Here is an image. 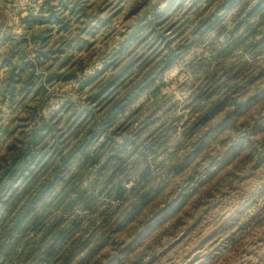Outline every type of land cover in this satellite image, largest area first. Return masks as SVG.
<instances>
[{"label": "clouds", "instance_id": "clouds-1", "mask_svg": "<svg viewBox=\"0 0 264 264\" xmlns=\"http://www.w3.org/2000/svg\"><path fill=\"white\" fill-rule=\"evenodd\" d=\"M66 2L0 0V166L20 149L36 150L35 169L19 175L3 201L12 206L0 220V264H90L98 253L103 264H264V0H237L230 9L222 7L225 0H200L196 7L185 0V19L207 18L165 32L166 40L129 63L104 90L111 89L104 103L118 99L116 108L75 146L74 125L104 106L83 107L95 77L49 80L55 60L19 67L37 55L34 43L22 49L25 40L38 41L40 33L69 58L78 54L63 44L64 25L74 26L73 40L80 35ZM122 53L102 72L122 63ZM33 72L49 81L35 109L24 104L25 98L36 103L27 97L40 81ZM26 80L28 88L18 93ZM24 111L30 115L21 123ZM202 113L207 124L186 133ZM121 117L123 128L110 131ZM125 129L133 144L122 150ZM88 155L99 160L80 193L68 196L67 181ZM97 237L103 243L87 255Z\"/></svg>", "mask_w": 264, "mask_h": 264}, {"label": "rangeland", "instance_id": "rangeland-1", "mask_svg": "<svg viewBox=\"0 0 264 264\" xmlns=\"http://www.w3.org/2000/svg\"><path fill=\"white\" fill-rule=\"evenodd\" d=\"M90 1L87 6V16L84 19H79L76 27L79 28L80 35L78 38L73 40L74 33L72 31L73 25H71L70 30L67 33L66 39L63 44L68 47L79 48L78 54L69 58L61 48L52 46L51 38L47 37L45 34V40L42 41V44H35L34 42H25L24 47H30L31 43L35 44L36 51H42L39 55V58L34 56L37 63H47L48 61L55 60L54 65H49L50 71L47 73V77L49 80L57 79V82H60L59 79H65V83L74 82L75 78L78 75H87L95 77L92 84L89 85L88 88L84 91V96L88 97L89 93H91V101L83 105V107L94 108L98 107L100 104H103V108L100 109L99 113L94 116L90 121L84 123L83 120L80 123H77L73 127V131L77 129L81 130V128L89 127L91 124H94V120H100L103 118L105 114V109L109 105L108 103L112 100H109L108 103H104L105 100L108 99V95L111 92L109 89V93H105V89L108 88L106 83V79L110 74H113L120 70L122 67H127L129 63L137 58L146 48H150L153 45L158 46V42H163L167 39L164 35L165 32L175 29L176 32H179L181 28L188 24L191 21V26L195 27L200 24L207 17H199L196 20H192L191 17L185 19L186 13L183 11V4L185 0H171L169 4H163L162 6L157 4L154 5L152 0H148L149 3L147 6L140 8L135 11V7L140 5L143 0H88ZM200 3V0H193L192 7H196ZM237 3V0H225V4L222 5L225 9H230ZM191 11V9H189ZM223 17H219L217 22L221 20ZM18 22V21H17ZM163 38V39H162ZM172 47H175V43H172ZM126 47V48H125ZM123 48V62L118 63L115 68L109 69L106 72H102V68L104 63H111L113 54L115 52L121 51ZM49 49L54 50L51 55L46 56L45 53ZM167 52L164 53V55ZM64 64V65H63ZM93 65H95V70H93ZM124 67V68H125ZM203 65H199L195 68V70L199 71ZM31 68V67H30ZM82 68V69H81ZM27 71V68L25 69ZM63 73H66L65 77H63ZM100 73V74H98ZM33 75L36 76L35 79H39L37 83L32 87V89L28 92L27 97L36 96V103H33L32 100L25 98L24 104L26 107H36L39 103V100L42 96H37L36 89L40 87L43 82L44 85L48 83L47 77L43 74L33 72ZM183 79V77H181ZM21 86V85H20ZM29 86V85H28ZM172 88H175V85H172ZM168 89L166 88L165 91ZM223 97V93L217 97V100H220ZM15 96L13 100L17 99ZM12 99V98H11ZM215 105L209 106V111L214 110ZM30 113L24 111L21 113L20 121L21 123L28 119ZM127 115V113L125 114ZM143 115V114H142ZM207 113L198 114L197 117H194L192 122L189 124L188 128L184 131L186 133H190L193 128L203 121L207 124ZM64 120L71 119L69 116V112L65 114L63 117ZM77 119L79 117L77 116ZM123 117L114 122L110 131H117L120 128H123ZM83 124V127L80 125ZM101 125L99 124V126ZM129 129H125L121 134V137L118 139H124L125 144L121 145V149L123 150L127 146L133 144V141L127 139ZM78 132V133H79ZM77 137V136H76ZM73 141V144L75 143ZM85 157L83 158L84 161ZM81 164V163H80ZM94 165V164H93ZM92 165L86 166L84 169L81 168L82 177L81 181L78 179L76 181V186L80 189V184L83 180L89 178L91 173L89 172V168ZM216 178H213L207 185H202L199 191H195L194 195L190 199V203L198 201L201 196L208 191L213 183H215ZM205 209L201 208L200 212H204ZM213 212H209L204 216V221H206ZM203 225V221L201 225L198 226L194 232L193 236L200 230V227ZM103 241L97 237L94 241L87 244L85 249L87 255H91L96 251V248L100 246ZM90 264H103L102 261V253H98L94 260L90 262ZM113 264H118V261L114 260Z\"/></svg>", "mask_w": 264, "mask_h": 264}, {"label": "trees", "instance_id": "trees-1", "mask_svg": "<svg viewBox=\"0 0 264 264\" xmlns=\"http://www.w3.org/2000/svg\"><path fill=\"white\" fill-rule=\"evenodd\" d=\"M89 2L90 1L88 0H67V2L64 4V8L65 10H67L68 8V15L75 16L76 18H78V20L82 18L84 19L87 16V8H88L87 4ZM148 3H149L148 0H143V2L140 5H137V7H135V11L139 10L140 8L144 6H147ZM84 21L86 20L84 19ZM56 23H60V21L57 19ZM71 25L72 24H69V27L68 25H64L65 29H63V31L68 32L71 28ZM43 34L44 33H40V39L38 41H32V42H34L35 44L37 43L39 45L42 44L41 43L42 41H46ZM25 42L30 43V38L26 39ZM53 51L54 50L49 49L48 51H46L45 55L49 56L52 54ZM41 52H42L41 50L38 51L37 53L38 58ZM167 54L168 53H166L165 56H167ZM36 58L35 59L32 58V60L30 61H26L24 65H20L19 67H24L25 69L31 67L34 69L37 64ZM124 67H122L117 72L110 74L108 78L106 79V83L107 84L111 83V81L115 79L124 70ZM65 75L67 74L63 73V77H65ZM28 79H30V77ZM34 85L35 84H32L31 89ZM39 86L40 87L36 89L37 92H39L40 88L44 87V83L42 82L41 85ZM24 88H28L27 80L25 81V83H23L21 86L17 88V92L18 93L22 92ZM9 96H11L12 99L15 97V96H12L11 94H9ZM118 102H119L118 99H114L111 102H109L108 103L109 105L105 109V114L102 119L100 120L95 119L94 124H91L87 128L85 127L81 128L80 132L78 133L76 137V141L73 144V146H75V144L82 142L84 139H86L88 133L97 129L98 128L97 126H99V124L102 127L101 122L105 120L114 111ZM31 108L35 109L36 107H31ZM69 116L72 117V111H69ZM35 154H36V150L32 146L20 149L18 152L13 153V156L10 160H6L4 164L0 166V220L6 219L7 215L10 212L12 202L10 201L8 204H5L3 201L5 199V196L8 195L10 188L14 186L15 180L17 179V177L19 175H23L25 171L31 172L35 169V165L33 164V156ZM98 160H99L98 156L96 157H93L91 155L85 156L84 161L79 165V169H80L79 173L77 175H73L71 179L67 181V184L70 185V187L68 188V196H71L73 193H77V194L80 193V189L76 186V181L79 178L81 179L82 177L81 168L84 169L88 165H93L97 163Z\"/></svg>", "mask_w": 264, "mask_h": 264}]
</instances>
